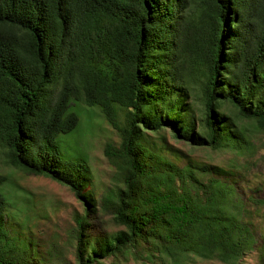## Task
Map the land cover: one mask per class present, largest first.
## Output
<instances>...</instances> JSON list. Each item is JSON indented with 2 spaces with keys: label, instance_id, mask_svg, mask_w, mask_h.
Returning a JSON list of instances; mask_svg holds the SVG:
<instances>
[{
  "label": "trees",
  "instance_id": "obj_1",
  "mask_svg": "<svg viewBox=\"0 0 264 264\" xmlns=\"http://www.w3.org/2000/svg\"><path fill=\"white\" fill-rule=\"evenodd\" d=\"M78 103L97 107L120 139L104 149L117 182L99 207L122 228L110 236L90 224L88 166L58 154ZM250 125L264 132V0H0L3 164L62 184L84 204L80 264L127 254L241 264L254 249L264 264V229L259 243L234 165L192 161L159 135L241 152L252 146ZM11 176L0 173V264H43L31 240L12 236Z\"/></svg>",
  "mask_w": 264,
  "mask_h": 264
},
{
  "label": "rangeland",
  "instance_id": "obj_2",
  "mask_svg": "<svg viewBox=\"0 0 264 264\" xmlns=\"http://www.w3.org/2000/svg\"><path fill=\"white\" fill-rule=\"evenodd\" d=\"M194 102V101H193ZM70 111L78 117L76 128L56 138L59 158L65 161L82 159L89 168L88 184L85 194H92L97 205L91 227L99 234L110 236L122 228L116 225L108 213L99 207L104 193L114 189L116 170L104 156L108 144L117 146L118 133L103 119L97 107H87L74 104ZM249 136L251 148L235 152L230 148L213 151L209 148H194L176 141L169 130H161L167 146L192 161H198L211 166L229 168L234 165L237 175L234 186L246 205V209L256 226L259 243L262 240L264 223V132L255 131ZM157 140L155 134L149 133ZM4 156L0 150V173H11V182L5 187L9 194L12 236L31 240L34 255L43 264H80L76 259L77 225L75 219L84 216L85 206L78 201L68 187L54 182L46 177L28 175L23 172L8 169L3 164ZM7 194V195H8ZM249 198L261 201L253 204ZM263 242V240H262ZM103 264H170L164 259L152 262L136 260L127 254L118 258L109 257ZM195 264H221L216 261H197ZM241 264H258L257 249L249 252Z\"/></svg>",
  "mask_w": 264,
  "mask_h": 264
}]
</instances>
